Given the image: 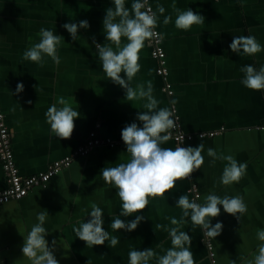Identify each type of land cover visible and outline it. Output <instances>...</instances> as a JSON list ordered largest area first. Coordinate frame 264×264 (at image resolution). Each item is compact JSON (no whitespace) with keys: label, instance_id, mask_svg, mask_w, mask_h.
<instances>
[{"label":"crops","instance_id":"obj_1","mask_svg":"<svg viewBox=\"0 0 264 264\" xmlns=\"http://www.w3.org/2000/svg\"><path fill=\"white\" fill-rule=\"evenodd\" d=\"M132 3L125 0L129 9ZM173 3L182 11L191 8L199 12L205 17L204 23L189 31L177 29ZM151 4L155 11L157 4L166 10L163 15L157 13V28L164 35L162 46L169 74L167 80L157 74L158 62L146 43L139 54L141 69L131 86L146 87L151 80L159 107L175 109L186 132L223 130L214 137L187 143L193 147L204 144V165L191 174L201 193L199 203L215 192L242 196L247 205L239 221L219 206L221 214L211 221L213 225L218 221L223 224L216 238L206 237L199 226L193 227L190 217L185 218L180 230L192 237L190 250L196 264H244L258 254L261 242L256 234L264 229V90L245 87L240 68L251 64L259 69L264 65V51L239 55L229 45L234 36L252 35L264 46V0H151ZM112 6V0H0V102L21 174L45 170L54 160L72 153L95 128L101 136L116 141L114 147L98 146L87 156L76 157L70 167L49 180L47 187L36 186L23 198L0 205V264H30L21 251L23 236L37 223L36 213L41 211L49 213L45 238L50 246L53 239L57 240L54 254L60 264H128L130 250L152 248L163 255L172 247L169 233L156 225L173 227L170 218L180 220L182 210L176 207V200L182 194L191 199L188 179L177 181L164 198L150 199L137 213L145 219L135 230L116 232L110 227L112 218L121 211V201L115 187L103 180L101 169L128 162L130 155L121 130L132 122L139 124L137 113L145 110L143 100L127 101L125 90L107 79L93 44V38L109 43L102 21ZM167 15L172 21L164 25ZM81 20H87L90 27L79 29L73 41L62 25ZM42 27L62 35L59 65L50 57L44 58L43 67L22 58L39 42ZM126 42V38L122 40V44ZM167 82L172 84V94L165 90ZM18 83H23L24 90L13 95ZM61 97L80 112L71 138L65 140L51 132L45 117L47 109ZM162 147L174 149L175 143L170 139ZM210 147L246 163L239 183L225 186L220 182L227 161L216 160L213 165L207 155ZM7 184L0 160V189ZM92 204L103 209V227L110 237H120L115 247H109L110 241L87 247L75 236L73 227L90 219ZM121 219L133 220L135 216ZM149 264H156L155 258Z\"/></svg>","mask_w":264,"mask_h":264},{"label":"clouds","instance_id":"obj_2","mask_svg":"<svg viewBox=\"0 0 264 264\" xmlns=\"http://www.w3.org/2000/svg\"><path fill=\"white\" fill-rule=\"evenodd\" d=\"M112 4V7L106 9L102 21L105 40L109 43L101 44L93 38V44L107 79L125 90L127 101L143 100L145 110L137 113L136 120L140 122L139 124L132 122L121 130V139L126 145V152L130 155L128 162L119 163L114 167H104L101 174L105 183L115 187L121 201V211L118 216L112 218L111 229L116 232L121 229L131 232L145 219L137 213L149 205L150 199L164 198L166 193H170L176 187L177 181L191 177L193 172L203 167L204 144L200 143L196 147L177 145L174 149L162 147L171 139L170 130L176 126L173 112L167 107H159V101L153 95L154 87L151 80L146 82V87L140 85L137 89L130 83L141 69L139 54L146 43H151L153 39H164L163 33L156 32L159 20L157 13L163 15L166 11L164 6L157 4L154 12L148 6V0H133L131 9L126 7L125 0H112ZM171 7L176 13L175 27L179 30L189 31L194 25H201L205 21L202 14L191 8L182 11L175 3ZM171 21V15L164 16V25ZM62 27L75 41L78 30L88 29L90 24L87 20H81L79 23H65ZM38 35L39 42L23 53V60L43 67L44 58L50 57L59 65L61 61L58 47L62 35L54 34L52 30L43 27ZM125 38L127 42L122 44ZM229 48L236 54L249 56L264 51V46L252 35L234 36ZM240 71L244 73L241 83L245 87L254 91L264 90V65L257 69L248 64L242 66ZM121 73H124L123 77ZM23 90V83H18L15 93L12 94L21 93ZM28 103L31 104L32 101L29 100ZM57 104L61 107H57ZM79 116L80 112L74 110L63 97L45 112L46 122L59 140L71 138L75 120ZM207 155L212 158L213 165L216 160L227 161L220 177L223 185L239 183L245 175L246 163L238 162L232 155L218 154L211 147L207 149ZM198 199L199 197L192 200L188 195H180L176 200V207L182 210L180 220L170 218L173 227L156 225L157 228L167 231L171 239L172 247L168 248L165 254L158 255L152 248L130 250L128 264H149L153 258L156 264H196L194 253L190 250L192 237L186 231L180 230L185 218L190 217L192 226L203 229L206 237L216 238L221 234L223 224L218 221L213 225L211 221L221 214L219 206L222 205L223 211L236 217L238 221L240 215L247 210L243 197L239 195L220 196L213 192L205 195L204 203H198ZM48 214V211L36 213L37 223L26 236H23L21 251L30 264H60L54 254L58 245L57 240L53 239L50 246L45 238L49 234L44 227ZM88 215L90 219L80 223L78 227H73L75 236L84 241L87 247L103 245L106 241H110L109 247H115L120 242V237H110L109 232L103 227V209L92 204ZM133 215L135 216L133 220L121 219ZM256 235L261 242L258 245V254L253 259L245 260L244 264H264V229L258 230ZM232 264H236V261H232Z\"/></svg>","mask_w":264,"mask_h":264},{"label":"built area","instance_id":"obj_3","mask_svg":"<svg viewBox=\"0 0 264 264\" xmlns=\"http://www.w3.org/2000/svg\"><path fill=\"white\" fill-rule=\"evenodd\" d=\"M148 6H150L152 11L155 12L153 5L151 4V0H148ZM143 10L144 9H142V11ZM156 32L160 33L158 28H156ZM149 44L151 47V55L158 62L156 72L164 80H167L169 69L167 67L166 51L162 46V40L153 39ZM165 90H167L169 94L173 93L172 84L170 82L166 83ZM172 112L176 126L170 130V134L171 139L175 143V147L177 145L187 147V143L194 140L195 138H200L201 136L203 138L214 137L223 131L212 130L199 133L186 132L182 129L180 117L177 114V111L173 109ZM261 128L263 129L264 125ZM97 129L98 128L91 130L84 142L78 145L72 153L54 160L45 170L29 175H23L21 174L15 160L9 127L6 123L5 114L0 102V160L8 183L7 187L0 189V205L9 203L12 200H19L23 198L36 186L47 187L49 180L54 175L70 167L76 157L87 156L95 147L102 145L114 147L116 145V141L109 137L101 136ZM187 179L190 181L188 192L191 196V199L195 200L197 197L200 199L201 193L198 188V184L192 180V176ZM199 199L197 200L198 203ZM210 255L213 256V253Z\"/></svg>","mask_w":264,"mask_h":264}]
</instances>
